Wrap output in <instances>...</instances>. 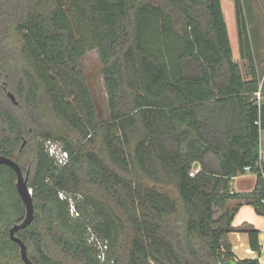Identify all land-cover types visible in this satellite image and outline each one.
Returning a JSON list of instances; mask_svg holds the SVG:
<instances>
[{"label":"trees","instance_id":"obj_1","mask_svg":"<svg viewBox=\"0 0 264 264\" xmlns=\"http://www.w3.org/2000/svg\"><path fill=\"white\" fill-rule=\"evenodd\" d=\"M235 5L247 72L222 0H0V90L12 81L20 99L0 101V154L29 172L35 216L17 235L35 264H109L93 233L113 264H261L237 258L229 240L241 201L264 215V89L243 0ZM94 48L106 119L83 69ZM48 140L69 151L67 165ZM247 167L256 185L236 192ZM16 180L0 164V264H26L10 237L26 214ZM247 232L261 252L260 231Z\"/></svg>","mask_w":264,"mask_h":264},{"label":"rangeland","instance_id":"obj_2","mask_svg":"<svg viewBox=\"0 0 264 264\" xmlns=\"http://www.w3.org/2000/svg\"><path fill=\"white\" fill-rule=\"evenodd\" d=\"M223 1V8L225 13V18L227 22V27L230 35V40L232 44V48L234 51V57L239 58V37H238V22H237V15H236V5L235 0H222ZM248 3V0H246V4ZM260 5L258 3V9H260ZM264 8V4L262 6ZM247 9V7H246ZM246 12V11H245ZM260 12L262 15L260 16V21L258 24L251 25L252 29L249 28V21L251 19V16L249 15V12L246 13V19L248 21V28L250 33V38L252 42L253 47V53L254 56L258 57H264V11L261 9ZM77 25L79 27H84L85 25L78 22ZM241 55V54H240ZM237 60V59H236ZM242 65V64H241ZM245 72L248 71V67L245 64L242 65ZM83 69L87 73L89 77V84L90 87L93 90L94 96L98 102V105L103 113L102 119H106L109 117V101H108V92L104 80V72L102 70V65L100 61V53L97 48H94L92 50H89L85 56L83 57ZM264 74V73H263ZM1 79V78H0ZM2 81V79H1ZM262 83H264V75L262 77ZM13 82L10 81V88L7 89V91H1L0 90V101L7 102H14L10 96H8L9 92H12L15 95V98L17 102L20 100L16 92L14 91V87L12 86ZM5 96V97H4ZM8 98V99H6ZM262 137L264 139V129H262ZM48 141L46 142L47 145ZM199 169V168H198ZM25 175L29 176L26 173ZM255 176L251 173L244 176V178L241 179V182L243 185L250 184V182H253ZM222 211L218 210V215Z\"/></svg>","mask_w":264,"mask_h":264},{"label":"crops","instance_id":"obj_3","mask_svg":"<svg viewBox=\"0 0 264 264\" xmlns=\"http://www.w3.org/2000/svg\"><path fill=\"white\" fill-rule=\"evenodd\" d=\"M258 3L262 4L260 5V9H258ZM244 8H245V14L247 11L249 12V15L251 16V19L249 21V28L252 29L251 25H256L260 21V16L262 13L260 10L262 9L264 11V8H262L264 4V0H248V3L246 4V0H243ZM223 5V1H222ZM247 7V9H246ZM224 10V8H223ZM225 14V13H224ZM264 33V30H263ZM234 55V51H233ZM239 56L240 55V44H239ZM235 58V57H234ZM237 59L242 65L245 64V61L239 58ZM257 70L259 76L263 77L264 73V57H258L255 56ZM262 83V81H261ZM264 89V83L261 84ZM261 153L264 157V139L262 137L261 133ZM251 173L255 176L253 182H250V184L243 185L241 182V179L244 178L247 174ZM257 181V174L253 173L251 171L238 175L232 179V187L233 190L236 192H250L254 189ZM237 203V201H231L229 202V206H234ZM242 205L240 206L238 212L236 213L234 220H233V226L235 227V231H232L229 233V240L232 244V251L235 253L237 258H259L261 264H264V215L259 214L253 204L246 203L244 201L240 202ZM250 228H256L260 231V242L262 245L261 252H257L256 250L252 249L250 245V237L249 233L247 232Z\"/></svg>","mask_w":264,"mask_h":264},{"label":"water","instance_id":"obj_4","mask_svg":"<svg viewBox=\"0 0 264 264\" xmlns=\"http://www.w3.org/2000/svg\"><path fill=\"white\" fill-rule=\"evenodd\" d=\"M9 96L15 103H18L15 95L12 92L8 93ZM0 164H6L10 166L17 175L16 187L18 193L23 200L26 207V214L24 219L21 222L15 223L10 229V237L12 240L17 242L20 246L21 257L26 264H35L28 254V249L26 243L17 235V231L24 229L29 226L35 216V205L33 198V189L29 185V177L24 174V171L21 165L13 158L8 157L4 154H0ZM196 168L200 167V163L196 162L194 165ZM28 174V173H27ZM235 260H225L224 256H221V264H235Z\"/></svg>","mask_w":264,"mask_h":264},{"label":"built area","instance_id":"obj_5","mask_svg":"<svg viewBox=\"0 0 264 264\" xmlns=\"http://www.w3.org/2000/svg\"><path fill=\"white\" fill-rule=\"evenodd\" d=\"M254 99L258 104L261 103V101L263 99L261 89L258 90L257 92H255ZM47 147H48V151H49L50 155L57 161V163L59 165L65 166L68 164L69 158H70V153L68 150H66L63 147V145L60 142L54 141V140H48ZM246 171L247 172L251 171V168L247 167ZM196 172H197V169H194L191 172V175H195ZM59 196L61 199L67 200L69 202L71 215L73 217H79L81 212H80V209L78 208L77 200L75 199V197L73 195H69L65 191H60ZM89 240L91 243H94L97 246V248L99 250V258L101 259V261H103V262L108 261L109 264H113L114 261L113 260L110 261L109 255H108V250H109L108 241H104V240L100 239L94 233L90 236Z\"/></svg>","mask_w":264,"mask_h":264}]
</instances>
